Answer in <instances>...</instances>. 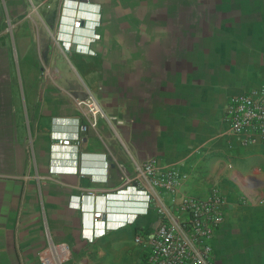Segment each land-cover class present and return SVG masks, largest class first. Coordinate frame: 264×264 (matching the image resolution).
<instances>
[{
  "label": "crops",
  "instance_id": "obj_1",
  "mask_svg": "<svg viewBox=\"0 0 264 264\" xmlns=\"http://www.w3.org/2000/svg\"><path fill=\"white\" fill-rule=\"evenodd\" d=\"M263 85L264 0H0V264H39L49 244L64 264H141L132 240L155 215L119 187L152 157L225 196L216 264H264V145L221 121ZM89 95L106 118L58 145Z\"/></svg>",
  "mask_w": 264,
  "mask_h": 264
},
{
  "label": "built area",
  "instance_id": "obj_2",
  "mask_svg": "<svg viewBox=\"0 0 264 264\" xmlns=\"http://www.w3.org/2000/svg\"><path fill=\"white\" fill-rule=\"evenodd\" d=\"M80 25L79 19L73 23L75 29ZM98 39L94 35L93 40ZM74 106L87 123L80 124L71 139H60L57 144L77 149L83 141L81 134L96 129L106 117L91 95L74 100ZM221 121L240 146L258 142L264 145V85L229 96ZM203 183L204 177H194L155 157L135 164L133 172L123 176L119 191L130 189L136 195L133 202L143 206L138 215H155L154 222L138 228L132 240L141 264H216L213 242L225 220L226 198L216 184L200 190ZM102 219L101 212H92V239L106 234L105 228H99ZM67 251L65 244H49L39 254V264H64L68 261Z\"/></svg>",
  "mask_w": 264,
  "mask_h": 264
},
{
  "label": "rangeland",
  "instance_id": "obj_3",
  "mask_svg": "<svg viewBox=\"0 0 264 264\" xmlns=\"http://www.w3.org/2000/svg\"><path fill=\"white\" fill-rule=\"evenodd\" d=\"M243 202H245V201L243 200Z\"/></svg>",
  "mask_w": 264,
  "mask_h": 264
}]
</instances>
